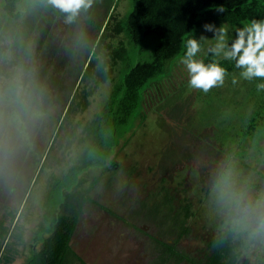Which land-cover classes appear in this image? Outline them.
I'll list each match as a JSON object with an SVG mask.
<instances>
[{"label":"rangeland","instance_id":"obj_1","mask_svg":"<svg viewBox=\"0 0 264 264\" xmlns=\"http://www.w3.org/2000/svg\"><path fill=\"white\" fill-rule=\"evenodd\" d=\"M131 7L130 0H93L69 24L47 0H25L20 23L8 19L0 5V221L16 211L23 227L12 264H22L28 255L34 232L44 223L49 188L78 158L84 125L111 89L108 81L81 98L91 88L85 84L90 77L82 81L93 50L90 22L103 27L110 16L123 17ZM244 24L215 27L223 25L231 37ZM201 37L206 40L200 42L198 59L215 44L214 32L202 29L195 39ZM107 41L111 46L126 42L122 35ZM21 67L31 87L17 100L9 81ZM239 71L233 66L223 87L204 94L189 87L179 59L166 78L145 91L144 118L121 140L116 171L93 168L81 176L92 202L82 208L69 245L86 264H163L156 241L175 244L198 261L208 241L232 221L248 232V248L237 264H264V179L257 174L264 175V161L254 164L258 152L264 155V91L256 90L264 81H244ZM252 118L260 128L238 146L235 139ZM218 147L226 167L204 196L192 162ZM166 195L175 209L192 204L196 215L186 222L188 234L170 229L175 210L170 212Z\"/></svg>","mask_w":264,"mask_h":264},{"label":"trees","instance_id":"obj_2","mask_svg":"<svg viewBox=\"0 0 264 264\" xmlns=\"http://www.w3.org/2000/svg\"><path fill=\"white\" fill-rule=\"evenodd\" d=\"M24 2L0 0L1 11L14 23H20L26 16ZM130 2L132 7L123 17L110 16L103 27L90 22L93 50L82 81L90 77L85 84H90L91 88L84 90L81 98L90 96L99 84L108 81L112 82L111 89L99 112L84 125V146L78 158L63 175L53 180L44 203V223L37 226L33 243L22 264H86L69 245L82 208L92 202L89 189L83 187L81 176L93 168L116 171L118 165L114 162V156L121 140L133 130L136 122L144 118L142 103L145 91L166 78L173 63L182 59L186 38H195L205 24L217 26L227 23L235 28L253 18L264 19V0ZM221 6L226 9L224 13L216 11ZM119 35L125 38V44L111 46L107 40ZM213 59L226 67L228 73L232 71L234 65L231 61L218 60L208 51L203 58L205 63ZM116 71L117 79L114 80ZM255 120L252 118L250 125L246 124L238 134L235 139L238 146L252 133L258 132L260 124ZM206 152L208 150H205V157L197 155L198 162H192L200 173L204 196L210 193L226 167L221 147L216 151L218 154L215 151ZM260 161H264V155L258 152L254 164ZM252 168V172L256 171L255 167ZM257 174L264 179V175ZM165 199L170 212L175 210L170 218V229L178 232L179 236L188 234L186 222L196 215L192 204L186 201L175 209L168 195ZM247 235V230H242L232 221L208 241L205 255L198 261L178 250L175 244L156 241L163 248L158 260L163 264L169 260L196 264H237L248 248ZM22 239L23 227L17 223L16 211H8L5 219L0 221V264H12L16 260V245Z\"/></svg>","mask_w":264,"mask_h":264},{"label":"clouds","instance_id":"obj_3","mask_svg":"<svg viewBox=\"0 0 264 264\" xmlns=\"http://www.w3.org/2000/svg\"><path fill=\"white\" fill-rule=\"evenodd\" d=\"M47 3L54 9L63 13L66 23L71 24L81 13L87 12L92 7L93 0H47ZM219 13H224V7L216 9ZM205 31L215 33V44L208 48V53L212 57H223L224 60L234 63V67L239 69V76L244 81H264V19H250L242 27L238 28L231 37L227 29L222 25L216 28L212 24H205ZM206 40L201 37L199 40L191 37L186 38L185 51L181 63L185 66L189 80V87L194 90L209 93L214 88L225 85L229 76L228 69L221 65L216 59L205 63L197 56L201 52V41ZM25 70L21 67L15 69L9 81L10 87L14 90L17 100L28 95V88L25 85ZM233 85L237 84L236 79H232ZM258 92L264 91V82L256 84ZM260 227L264 228V221Z\"/></svg>","mask_w":264,"mask_h":264},{"label":"flooded vegetation","instance_id":"obj_4","mask_svg":"<svg viewBox=\"0 0 264 264\" xmlns=\"http://www.w3.org/2000/svg\"><path fill=\"white\" fill-rule=\"evenodd\" d=\"M170 245H172L171 243H169ZM162 247V246H161ZM177 248V246H175Z\"/></svg>","mask_w":264,"mask_h":264}]
</instances>
